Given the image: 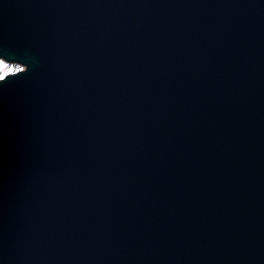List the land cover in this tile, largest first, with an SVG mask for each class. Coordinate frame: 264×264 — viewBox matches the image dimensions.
<instances>
[{
    "label": "water",
    "instance_id": "water-1",
    "mask_svg": "<svg viewBox=\"0 0 264 264\" xmlns=\"http://www.w3.org/2000/svg\"><path fill=\"white\" fill-rule=\"evenodd\" d=\"M0 264H264V0H0Z\"/></svg>",
    "mask_w": 264,
    "mask_h": 264
},
{
    "label": "snow or ice",
    "instance_id": "snow-or-ice-1",
    "mask_svg": "<svg viewBox=\"0 0 264 264\" xmlns=\"http://www.w3.org/2000/svg\"><path fill=\"white\" fill-rule=\"evenodd\" d=\"M20 71L19 67L8 63V61L0 58V80H4L9 77L10 74Z\"/></svg>",
    "mask_w": 264,
    "mask_h": 264
},
{
    "label": "rangeland",
    "instance_id": "rangeland-1",
    "mask_svg": "<svg viewBox=\"0 0 264 264\" xmlns=\"http://www.w3.org/2000/svg\"><path fill=\"white\" fill-rule=\"evenodd\" d=\"M16 66H18V65H16ZM18 67H19V69H20V70H23V68H22V67H20V66H18Z\"/></svg>",
    "mask_w": 264,
    "mask_h": 264
}]
</instances>
